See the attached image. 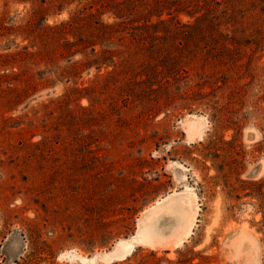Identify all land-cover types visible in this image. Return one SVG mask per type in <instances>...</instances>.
Here are the masks:
<instances>
[{"label": "rangeland", "instance_id": "1", "mask_svg": "<svg viewBox=\"0 0 264 264\" xmlns=\"http://www.w3.org/2000/svg\"><path fill=\"white\" fill-rule=\"evenodd\" d=\"M157 4L0 0V264H264V0ZM172 192L181 243L99 258Z\"/></svg>", "mask_w": 264, "mask_h": 264}, {"label": "bare ground", "instance_id": "2", "mask_svg": "<svg viewBox=\"0 0 264 264\" xmlns=\"http://www.w3.org/2000/svg\"><path fill=\"white\" fill-rule=\"evenodd\" d=\"M189 124L196 132L202 129L198 121ZM175 194L172 192L148 207L145 210L148 214L139 225L137 233L130 238L120 239L109 251L100 253L99 258L103 261L123 258L133 250L134 242L153 244L173 239V244L181 243L183 238L191 233L195 211L187 200L185 205L178 200L179 198L168 200Z\"/></svg>", "mask_w": 264, "mask_h": 264}, {"label": "trees", "instance_id": "3", "mask_svg": "<svg viewBox=\"0 0 264 264\" xmlns=\"http://www.w3.org/2000/svg\"><path fill=\"white\" fill-rule=\"evenodd\" d=\"M163 3L167 4V10H170L169 14H171V10L182 11L187 14L189 17L195 18V23L192 24L196 27H201L199 22L202 19H207L209 21L210 27L216 26L221 24L222 21L219 22L222 15L218 14L217 9L214 8L215 6L221 5V3L225 4L224 9L221 11L225 13L227 8H231L234 11V3L241 2L242 0H170L164 1ZM181 1V3H177ZM244 1V0H243ZM105 4L104 12L111 13L114 17L118 19H122L124 17H133L135 15H145L147 17L157 14L158 9L157 6L161 0H154L151 3V0H102ZM173 7V8H172ZM172 8V9H171ZM199 20V21H198ZM116 25V22L111 24L109 23H102V26L105 28L113 27ZM188 25V24H187ZM105 56V55H104ZM103 56V57H104ZM108 59V58H106ZM105 59V60H106Z\"/></svg>", "mask_w": 264, "mask_h": 264}]
</instances>
